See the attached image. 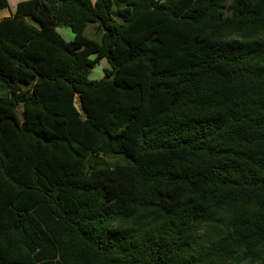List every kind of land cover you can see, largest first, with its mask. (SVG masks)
<instances>
[{
  "label": "trees",
  "instance_id": "trees-1",
  "mask_svg": "<svg viewBox=\"0 0 264 264\" xmlns=\"http://www.w3.org/2000/svg\"><path fill=\"white\" fill-rule=\"evenodd\" d=\"M0 264H264V0L1 18Z\"/></svg>",
  "mask_w": 264,
  "mask_h": 264
},
{
  "label": "rangeland",
  "instance_id": "rangeland-1",
  "mask_svg": "<svg viewBox=\"0 0 264 264\" xmlns=\"http://www.w3.org/2000/svg\"><path fill=\"white\" fill-rule=\"evenodd\" d=\"M10 1L13 2V0H10ZM8 5H9L8 8L0 10V18L6 17L9 15L10 9H12V7L9 3H8ZM92 27H93V24H88V26L85 30V35L87 37L98 39L97 36L93 34ZM57 31L65 40L69 41L72 39V33L68 27H65V26L58 27ZM107 67H109V65H108L106 59L105 58L101 59L98 62V64H96L95 67L90 70V73L88 75V79H90V80L100 79L103 75V69H105ZM76 105H78L77 102H76ZM17 111H18L19 118H22V107H21V105L18 106Z\"/></svg>",
  "mask_w": 264,
  "mask_h": 264
},
{
  "label": "crops",
  "instance_id": "crops-1",
  "mask_svg": "<svg viewBox=\"0 0 264 264\" xmlns=\"http://www.w3.org/2000/svg\"><path fill=\"white\" fill-rule=\"evenodd\" d=\"M19 1H24V0H13V2H11L10 0H8V3L11 5L12 9H10V12H13L15 7H16V4L19 2ZM10 14V13H9ZM1 19V18H0Z\"/></svg>",
  "mask_w": 264,
  "mask_h": 264
},
{
  "label": "water",
  "instance_id": "water-1",
  "mask_svg": "<svg viewBox=\"0 0 264 264\" xmlns=\"http://www.w3.org/2000/svg\"><path fill=\"white\" fill-rule=\"evenodd\" d=\"M41 78L40 77H38V80H40Z\"/></svg>",
  "mask_w": 264,
  "mask_h": 264
}]
</instances>
